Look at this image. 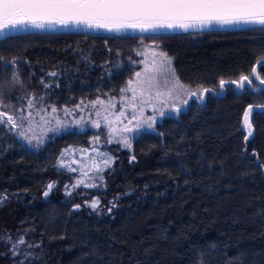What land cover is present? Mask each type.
<instances>
[{"label": "trees", "instance_id": "1", "mask_svg": "<svg viewBox=\"0 0 264 264\" xmlns=\"http://www.w3.org/2000/svg\"><path fill=\"white\" fill-rule=\"evenodd\" d=\"M230 33L160 45L182 81L220 94L160 117L158 133L143 132L131 148L105 142L99 150L113 162L96 187L72 188L81 168L72 155L91 148L92 128L47 132L37 147L24 143L21 127L0 125V264H264V110L251 116L249 144L243 125L248 105L264 103V93L218 87L220 79L249 74L264 53V28ZM141 44L138 33L92 30L0 37V56L19 61L18 80L11 66L0 69V111L18 117L35 96L34 112H78L81 101L87 108L98 96L117 95L131 70L113 66ZM61 159L77 171L60 167ZM92 200L100 202L96 210Z\"/></svg>", "mask_w": 264, "mask_h": 264}, {"label": "snow or ice", "instance_id": "2", "mask_svg": "<svg viewBox=\"0 0 264 264\" xmlns=\"http://www.w3.org/2000/svg\"><path fill=\"white\" fill-rule=\"evenodd\" d=\"M254 25L264 28V0H0V35L6 31L17 28L18 26H32L38 29L46 27L60 26H86L88 28H103L109 31H120L122 29H139L142 32H155L158 29H183L185 31L193 28H206L212 25ZM153 49L156 46H152ZM138 56L145 57L139 61L143 64L142 71L135 73V79L129 80L127 86L121 90L119 101L109 99L107 102L97 99L91 102L95 108L100 106L104 112L110 113L103 117L108 129L107 142L122 143L124 147L131 148V142L124 133L136 132L145 126L148 129L154 128L157 116L145 117V107H151L154 113L158 112L159 117L165 116V108L170 113H179L181 111L177 104L187 105L189 100L202 102L205 94L213 92L216 95L220 93L215 89L197 85L193 88L190 85L182 83L175 75L172 68V58L163 51L151 52L148 58L146 52H138ZM18 58L13 57L6 60L0 56V69L7 70L10 66L13 71V77L18 80L19 72L16 69ZM258 67H264V53L255 61V66L250 69L248 75L240 74L238 79L219 80L218 87L223 90L225 85H234L239 90L251 88L254 91L264 93V87H255L253 79L258 80L261 86H264V77H261L257 71ZM56 76L55 72L50 73ZM171 77V79H169ZM43 83V82H41ZM45 87H48L45 85ZM131 93V96L123 93ZM27 100V109H19V116L9 115L7 112L0 111V125H9L11 128L22 127L23 122H28V128L17 133L20 137L27 140L30 144L32 140L37 141V147L43 143V136L47 132H58L62 122L56 119L55 127H47L50 120L41 113H46L47 108L40 107L36 110V115L40 117L36 122L32 109H36L37 97L25 98ZM43 101V97L39 98ZM83 101L76 107L82 110ZM120 103L126 107L118 114L113 110L116 104ZM157 105H161L159 109ZM257 109L264 110V105H257ZM65 114L69 109H62ZM253 106L248 105L244 113L243 124L248 129V135L252 134V124L250 116L253 112ZM51 111L55 113L57 109L53 106ZM131 116L128 118V112ZM97 117L101 115L96 112ZM128 119L125 124L124 120ZM20 123H17V121ZM80 123V121H77ZM117 125H123L118 127ZM132 125V127H129ZM92 126L99 128L100 120L92 121ZM39 127L41 134L36 135L34 129ZM32 135L29 136L28 133ZM99 136L94 137V142L99 141ZM68 151V150H66ZM98 156H103L102 162L97 164L95 160L90 162L91 169L97 173V176L89 179H101L99 174L112 164L111 156L97 151ZM135 159V157H133ZM60 167L68 168L70 171H77L70 164H64L63 159L59 163ZM83 169V165H82ZM82 176L87 177L88 172L82 170ZM80 185L85 187H96V185L86 183L84 179L77 180L72 188ZM55 183H49L47 190L43 193L45 197L53 189ZM66 190L68 186H65ZM71 195V192L68 193ZM6 198V197H5ZM99 200H92L89 204L93 210L99 207ZM77 209L80 205L75 206ZM111 209H109L110 211ZM25 243L21 238L17 244ZM16 245H13L15 248ZM242 264V262H241Z\"/></svg>", "mask_w": 264, "mask_h": 264}, {"label": "rangeland", "instance_id": "3", "mask_svg": "<svg viewBox=\"0 0 264 264\" xmlns=\"http://www.w3.org/2000/svg\"><path fill=\"white\" fill-rule=\"evenodd\" d=\"M234 26H236V25H212L211 27L193 28V29H189L187 31H185L183 29H158L155 32H151V31L142 32L139 29H122L120 31H112L113 33H116V34L138 33L139 38L142 39V44L137 49L136 55L134 57L128 56L126 58H120V59H118L116 64L113 66V67H115L116 70H119L122 67H127L131 70L130 71L131 75L127 78L125 84L121 87L120 93L117 95L108 94L105 96H98L95 100L100 99V100H104L105 102H107L109 99H112L114 101L120 100V97L122 95L121 90L127 86V83L129 80L135 79V73L136 72L142 71V69H143V64L139 63V61H141L142 59H145V57L138 56L137 55L138 52H146L148 58H150L151 52L153 50H155L157 52L163 51V52L167 53L168 56H170L172 58V68L174 69L173 57L168 52H166L165 49H163L160 46L161 44H163V43L164 44L205 43V42H208V41L215 39L217 37L229 36L231 34L230 29ZM247 26H251V25H247ZM152 46H156V47L153 49ZM175 75L178 77L176 72H175ZM169 79H171V77H169ZM180 81L186 85H189V84L185 83L184 81H182L181 79H180ZM192 87L195 88L196 86H192ZM221 91H224V89ZM123 95H127L130 97L131 93L130 92L123 93ZM177 106H180V104L178 103ZM125 107H126L125 105L117 103L116 108L113 111L118 114ZM160 107H162V106L157 105L158 109ZM28 111L29 110H27L26 113H24V114L26 115ZM31 111L33 112V116H34L35 121L39 122L40 117H37L36 110H35V112H34V110H31ZM97 111L101 112V115L99 117H97V115H96ZM168 112H169L168 108H165V113H168ZM41 114L50 120V124L47 125V127H55L56 126V119H59L62 122V126L58 132L66 130V129L75 128V127H77L78 129H85L87 127H90L93 130H95V133L93 136L94 137L99 136V138H100L99 141L98 142L93 141L91 148H89L83 152H80L78 156L72 155L73 158L75 159V161H77V166H81L80 170H78V172H77V175H75L74 177H75V182L77 180L84 179L85 182L89 183V184L101 183V179H99V178L89 179V177L97 176V173H95L91 169V167H90L91 161H88V163L85 164V161L82 160L81 158L84 156V157L89 158L90 160H93L94 157H98L97 151L99 153H102L101 150H99V149H101V146L103 144H105V142H107V138H108L107 137L108 129L106 127V124H105L103 117L105 115H109L110 119H114V117L111 116L110 113L104 112L99 105L96 106L95 108H93L91 106V104L87 108H82V110L80 109L78 112L76 110L71 109L68 114H65L64 111L63 112L59 111V109H57V111L55 113H53L51 111V109H48V111L46 113H41ZM144 115H145V117L156 115L157 119L160 118L158 115V112L154 113L152 111V108L148 107V106L145 107ZM130 116H131V113L129 111L128 112V118H130ZM98 119L100 120L101 126L99 128L93 127L92 121H96ZM77 121H80V123H77ZM250 122H251V116H250ZM124 123L125 124L128 123L127 118L124 120ZM251 124H252V122H251ZM155 125H156V123H155ZM155 125H154V127H155ZM117 126L122 127L123 125H117ZM129 127H132V125H129ZM27 128H28V122L25 121L22 124L21 130L27 129ZM244 128H245L246 133H247L246 142H247V144H249L250 140L252 139L253 134H254V127L252 125V134L250 136L248 135L247 127L244 126ZM34 131H35L37 136H39L40 135L39 133H41V130L39 127H36L34 129ZM145 131H152L154 133H158V130L156 128L148 129L145 126L144 128H142L136 132L124 133L123 135H125L129 138L131 145H132L134 143V140L136 138L140 137L142 135V133ZM28 135L31 136L32 133L29 132ZM21 139L24 141V143H26L28 145H32V146L36 145L34 140H32V142L30 144L27 140L23 139L22 137H21ZM93 140H94V138H93ZM82 165H83V169H82ZM82 170L88 172L87 177L82 176ZM99 175L101 176V174H99Z\"/></svg>", "mask_w": 264, "mask_h": 264}, {"label": "water", "instance_id": "4", "mask_svg": "<svg viewBox=\"0 0 264 264\" xmlns=\"http://www.w3.org/2000/svg\"><path fill=\"white\" fill-rule=\"evenodd\" d=\"M238 25L234 26V27H237ZM239 26H247V25H244V24H240ZM176 29H179V28H176ZM64 30H92V31H109L107 29H103V28H88L86 26H83V25H80V26H76V25H69V26H60V25H57V26H54V27H46L44 29H38V28H35V27H32V26H18L17 28L15 29H12L10 31H6L3 35H0V37H3V36H6L8 34H12V33H24V32H30V31H64ZM112 32V31H110ZM255 66V65H254ZM259 68H257V71L259 72ZM257 82H259L258 80H256ZM264 87V86H263ZM189 103V101H188ZM188 105V104H187ZM187 105H180V106H177V107H180L181 110H186L187 109ZM257 105H264V103L262 104H253V112L252 114L254 113L255 110H257L256 106ZM178 113H166L165 115H177ZM251 114V116H252Z\"/></svg>", "mask_w": 264, "mask_h": 264}]
</instances>
